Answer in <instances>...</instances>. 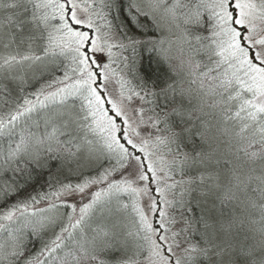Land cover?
I'll use <instances>...</instances> for the list:
<instances>
[{
    "label": "snow or ice",
    "instance_id": "1",
    "mask_svg": "<svg viewBox=\"0 0 264 264\" xmlns=\"http://www.w3.org/2000/svg\"><path fill=\"white\" fill-rule=\"evenodd\" d=\"M0 49V174L49 188L0 264H264V0H0Z\"/></svg>",
    "mask_w": 264,
    "mask_h": 264
},
{
    "label": "trees",
    "instance_id": "2",
    "mask_svg": "<svg viewBox=\"0 0 264 264\" xmlns=\"http://www.w3.org/2000/svg\"><path fill=\"white\" fill-rule=\"evenodd\" d=\"M115 15V12L113 13V16ZM123 18V17H122ZM125 55H128L130 59H132V53L129 50ZM141 56L143 57V66L144 68H148L149 65V60H148V53H142ZM139 59V57H137ZM152 68H156V64L153 61L152 62ZM31 90V89H29ZM7 148V142L5 141H0V149H6ZM50 163L53 165L51 168L52 172L56 171L55 165L59 163V161H50ZM90 171V170H85ZM72 182H76L75 176L71 177ZM175 179H180L179 175L175 176ZM16 181L17 187H20V192L19 195L13 196L10 199L5 202L3 198H0V210H3L4 207L11 205L12 203H15L16 200L18 199H26L30 195H37L41 192H47L49 191L48 188V170L47 169H37L33 172L32 179L27 183L26 186L24 185V181L19 177L18 174L14 175L11 171H9L6 175L0 174V186H3L5 181H7L9 184H11L13 181ZM63 213V212H62ZM125 221L129 224L131 227L132 222L135 220V214L132 213L130 209H128L127 216L125 217ZM46 239V236H45ZM42 246V240L38 239L35 241H32L28 244V248L32 251L35 252L37 251L40 247Z\"/></svg>",
    "mask_w": 264,
    "mask_h": 264
},
{
    "label": "rangeland",
    "instance_id": "3",
    "mask_svg": "<svg viewBox=\"0 0 264 264\" xmlns=\"http://www.w3.org/2000/svg\"><path fill=\"white\" fill-rule=\"evenodd\" d=\"M127 53V52H126ZM125 53V54H126ZM4 54V50L3 49H0V55H3ZM112 88H113V86L112 85H109V89L110 90H112ZM136 104H139V101H137L136 102ZM105 166H107V164L105 165ZM86 170H88V169H86ZM178 180V179H177ZM90 198V197H89ZM87 199L88 198H85V200L83 201V202H87ZM121 201L123 202V203H128L129 205L131 204V201H130V199H129V197H128V195L125 193V194H121ZM77 203H79V198H77V201H76ZM46 206V204H45V202H41V204H39V205H36V207H45ZM129 209L131 210V207H129ZM61 213L63 212H67V211H70V209H66V208H64V207H61L60 208V210H59ZM149 215L150 216H153V220H154V223L156 222V221H158L159 220V216H158V214H155V215H153V214H151V213H149ZM126 220V219H125ZM125 223H127V221H125ZM128 224V223H127ZM129 225V224H128ZM130 227V226H129Z\"/></svg>",
    "mask_w": 264,
    "mask_h": 264
}]
</instances>
